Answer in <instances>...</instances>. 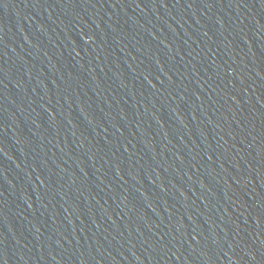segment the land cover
Instances as JSON below:
<instances>
[{
  "label": "water",
  "instance_id": "water-1",
  "mask_svg": "<svg viewBox=\"0 0 264 264\" xmlns=\"http://www.w3.org/2000/svg\"><path fill=\"white\" fill-rule=\"evenodd\" d=\"M0 264H264V0H0Z\"/></svg>",
  "mask_w": 264,
  "mask_h": 264
}]
</instances>
